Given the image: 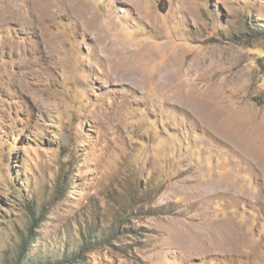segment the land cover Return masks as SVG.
I'll list each match as a JSON object with an SVG mask.
<instances>
[{"label":"rangeland","instance_id":"rangeland-1","mask_svg":"<svg viewBox=\"0 0 264 264\" xmlns=\"http://www.w3.org/2000/svg\"><path fill=\"white\" fill-rule=\"evenodd\" d=\"M65 2L0 0V262L32 209L103 233L55 264H264V0Z\"/></svg>","mask_w":264,"mask_h":264},{"label":"trees","instance_id":"trees-1","mask_svg":"<svg viewBox=\"0 0 264 264\" xmlns=\"http://www.w3.org/2000/svg\"><path fill=\"white\" fill-rule=\"evenodd\" d=\"M65 178V176L63 177ZM23 200H26L24 194L22 196ZM29 210V209H28ZM29 225L25 231L20 230L18 232L19 243L17 247L14 249L12 255H9L8 258L1 261L0 264H55L60 263L61 261L65 263H73L76 261H81L83 259V255H85L86 248L91 245H96L97 243H101V238L103 233H98L100 235L97 239L94 237V232L89 228L87 231H80V247L75 251L70 252L69 254L64 253L62 258L59 260H53L51 262L50 259L46 256L45 259L42 257H35L32 255H27L29 250V245L33 242V228L37 227L38 221L41 219H36L34 216V211L29 210ZM95 238L96 240H93ZM60 261V262H59Z\"/></svg>","mask_w":264,"mask_h":264},{"label":"bare ground","instance_id":"bare-ground-1","mask_svg":"<svg viewBox=\"0 0 264 264\" xmlns=\"http://www.w3.org/2000/svg\"><path fill=\"white\" fill-rule=\"evenodd\" d=\"M70 6H73L75 4V0H65ZM43 5V4H42ZM76 5V4H75ZM70 8V7H69ZM46 9V8H45ZM74 9V7L72 8V10ZM43 10V9H42ZM47 13V12H46ZM174 79H176V72L173 71L171 68L165 66L162 69H160L158 71V73L154 76V82L157 83L158 85L161 86H166V85H170L171 89L173 88L174 90H176L177 85H174ZM177 93H180L176 90ZM176 94V93H175ZM178 95V94H177ZM171 99L176 98L173 95H170ZM179 97V96H178ZM203 98V97H202ZM198 102V101H197ZM206 103V102H204ZM191 105V104H190ZM195 105V104H193ZM192 105V106H193ZM200 105H202V103H200ZM205 105V106H204ZM202 106V110L200 111V115H201V119L202 121L206 122L209 119L210 122L216 121V119L220 116H217L215 114V112L212 110V107L209 106V104H204ZM208 105V106H207ZM197 106V104H196ZM199 108V107H198ZM208 114V117L207 115ZM207 117V118H206ZM219 120V119H218ZM217 120V121H218ZM236 132V131H235ZM238 135V134H237ZM234 238V236H233Z\"/></svg>","mask_w":264,"mask_h":264}]
</instances>
